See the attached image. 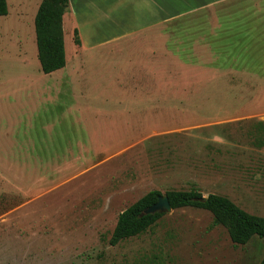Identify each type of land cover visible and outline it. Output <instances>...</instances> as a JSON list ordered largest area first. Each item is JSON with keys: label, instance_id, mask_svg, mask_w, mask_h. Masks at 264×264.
Listing matches in <instances>:
<instances>
[{"label": "rangeland", "instance_id": "rangeland-1", "mask_svg": "<svg viewBox=\"0 0 264 264\" xmlns=\"http://www.w3.org/2000/svg\"><path fill=\"white\" fill-rule=\"evenodd\" d=\"M39 3L7 0L0 17V264H259L264 240L234 247L208 211L192 207L108 241L119 214L151 191L214 194L264 218V147L255 145L264 141V80L241 85L237 102L221 88L228 74L223 84L207 77L210 56L200 57L193 36L184 44L183 19L102 51L113 47L126 72L83 51L74 75L66 20L67 66L44 75Z\"/></svg>", "mask_w": 264, "mask_h": 264}, {"label": "crops", "instance_id": "crops-1", "mask_svg": "<svg viewBox=\"0 0 264 264\" xmlns=\"http://www.w3.org/2000/svg\"><path fill=\"white\" fill-rule=\"evenodd\" d=\"M212 13L213 16H207ZM196 15H199L197 23L187 20ZM179 19H183L184 44L190 45L193 36L200 57L204 53L214 62V69L204 67L206 76L215 74L216 81L223 84L219 77L228 74L225 76L229 79L226 85L215 84L217 93L220 87L229 88L238 95L237 102L241 103V85L247 90L256 79L264 80V0H68L62 27L68 20L73 32L77 30L80 42L76 45L73 41L69 58L71 75L82 68L83 51L118 60L119 67L126 72L128 65H123L113 47L105 56L102 51L107 52L105 49L112 44L125 42L132 34L168 27ZM100 24L106 30L122 31L100 37ZM192 30H195L193 34ZM186 52L188 55L189 49ZM66 66L65 52L64 68ZM61 76L69 81L68 73Z\"/></svg>", "mask_w": 264, "mask_h": 264}, {"label": "trees", "instance_id": "trees-1", "mask_svg": "<svg viewBox=\"0 0 264 264\" xmlns=\"http://www.w3.org/2000/svg\"><path fill=\"white\" fill-rule=\"evenodd\" d=\"M67 7L68 0H40L37 8L33 25L37 59L44 75L65 66L62 22ZM7 12V0H0V17L6 16ZM73 36L74 43L79 45L77 30H74ZM257 126L263 128L261 123ZM255 145L263 148L264 141L258 140ZM160 197L167 198L171 210L192 207L208 211L214 225L226 229L234 247L246 245L254 237L264 240V218L241 210L225 197L214 194L203 197L196 191H168L162 196L157 191H151L119 214L108 244L114 247L122 241L141 236L153 227L163 214L143 213ZM259 264H264V256Z\"/></svg>", "mask_w": 264, "mask_h": 264}, {"label": "water", "instance_id": "water-1", "mask_svg": "<svg viewBox=\"0 0 264 264\" xmlns=\"http://www.w3.org/2000/svg\"><path fill=\"white\" fill-rule=\"evenodd\" d=\"M163 211L170 212L172 211L169 205V202L166 197H160L158 198L157 202L148 208L147 210L144 211L143 214H153L156 212L162 213Z\"/></svg>", "mask_w": 264, "mask_h": 264}]
</instances>
